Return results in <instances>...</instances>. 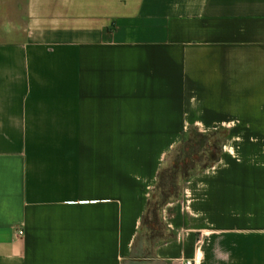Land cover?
Here are the masks:
<instances>
[{
    "label": "crops",
    "instance_id": "obj_1",
    "mask_svg": "<svg viewBox=\"0 0 264 264\" xmlns=\"http://www.w3.org/2000/svg\"><path fill=\"white\" fill-rule=\"evenodd\" d=\"M5 3L0 264H264V154L144 224L182 133L264 132V0Z\"/></svg>",
    "mask_w": 264,
    "mask_h": 264
},
{
    "label": "rangeland",
    "instance_id": "obj_2",
    "mask_svg": "<svg viewBox=\"0 0 264 264\" xmlns=\"http://www.w3.org/2000/svg\"><path fill=\"white\" fill-rule=\"evenodd\" d=\"M2 0H0L1 2ZM6 3L0 6V13L6 12ZM190 132V131H189ZM186 132L181 134V137ZM205 134H209L207 136V142L203 147L195 148L193 154H191L188 161L193 163V171L200 170L201 168H205L213 165L217 160L220 158L223 152V146H227L229 150L230 147L233 148V154H252L256 156H262L264 154V132H226V131H210ZM190 139H194V133L191 131L188 135ZM180 137V140H181ZM177 143L176 147L171 150L169 155L167 156V160L165 162V166L163 170L171 168L177 160L183 161L184 159V145L185 143L182 142ZM247 141L248 143H246ZM229 142L231 144H229ZM183 152V153H182ZM162 170V171H163ZM183 179V178H182ZM182 179L178 176V189L181 188ZM161 194V190L155 192L152 196L153 202H156ZM161 200V199H160ZM160 209L157 211V219L159 220V229L160 233H163V224ZM151 216V215H150Z\"/></svg>",
    "mask_w": 264,
    "mask_h": 264
},
{
    "label": "trees",
    "instance_id": "obj_3",
    "mask_svg": "<svg viewBox=\"0 0 264 264\" xmlns=\"http://www.w3.org/2000/svg\"><path fill=\"white\" fill-rule=\"evenodd\" d=\"M218 131V130H217ZM191 132V131H190ZM189 131H187L182 137L180 142H184V159L183 161L177 160L175 164L168 169H165L161 171L158 184H157V191L161 190V194L156 202H153L151 199L148 203V211L144 219V224H149L158 226L159 220L157 219V211L158 209H161L163 205L168 203L169 201L175 199L178 197L180 190L178 189V176L181 177L182 181L186 178L190 177L192 173L194 172L193 163L191 161H188L191 154H193L195 148L203 147L207 142V136L209 134L201 133L195 130H192L194 133V139H190L188 136L190 134ZM183 153V152H182ZM207 167V165H206ZM151 215V216H150Z\"/></svg>",
    "mask_w": 264,
    "mask_h": 264
},
{
    "label": "built area",
    "instance_id": "obj_4",
    "mask_svg": "<svg viewBox=\"0 0 264 264\" xmlns=\"http://www.w3.org/2000/svg\"><path fill=\"white\" fill-rule=\"evenodd\" d=\"M218 127H212L211 129H205L203 130L201 133H207V132H210V131H217ZM228 147L225 145L223 146V150H227ZM231 148H229V151H230ZM19 235L22 234V231H19L18 232ZM181 264H197V261L195 259H190V258H184V259H180L179 260Z\"/></svg>",
    "mask_w": 264,
    "mask_h": 264
}]
</instances>
